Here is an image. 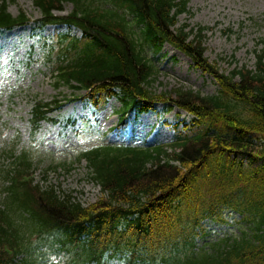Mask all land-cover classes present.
Returning <instances> with one entry per match:
<instances>
[{
    "label": "trees",
    "instance_id": "1",
    "mask_svg": "<svg viewBox=\"0 0 264 264\" xmlns=\"http://www.w3.org/2000/svg\"><path fill=\"white\" fill-rule=\"evenodd\" d=\"M0 0V34L28 22L13 17ZM189 0H33L40 28L75 27L81 36L43 39L42 51L56 85L85 93L94 112L115 99L123 118L157 104L193 119L178 122L168 145H110L83 150L90 179L101 197L83 206L70 195L43 189L29 176L26 153L6 172L7 204L0 210V264H47L53 252L64 264H264V41L254 69L223 71L205 57L210 29L179 25ZM65 4L71 11L57 16ZM70 30V29H69ZM69 32V31H68ZM191 59L211 77L217 94L183 87L156 93L158 71L145 54L164 44ZM222 61V60H221ZM51 112L36 102L31 126ZM83 124L81 132L90 131ZM14 146L10 150L13 155ZM26 177L28 179H22ZM231 210L250 235L223 241L208 253L195 240L211 219L225 223Z\"/></svg>",
    "mask_w": 264,
    "mask_h": 264
},
{
    "label": "rangeland",
    "instance_id": "2",
    "mask_svg": "<svg viewBox=\"0 0 264 264\" xmlns=\"http://www.w3.org/2000/svg\"><path fill=\"white\" fill-rule=\"evenodd\" d=\"M71 5L63 6L64 15L71 11ZM8 11L16 16L24 12L31 21L40 18L33 0H14L9 2ZM190 28H208L204 47L205 57L210 62L219 61L223 71H231L235 65L253 70L254 52L261 49L264 41V0H189L188 13L179 17V25ZM59 33H66L61 28ZM55 31L47 27L37 39L32 28H20L0 35V208L6 194L1 171L9 167L8 150L15 143V151H27L33 160L31 170L35 183L53 186L56 193L70 195L83 206L95 203L101 196L99 187L88 178L85 163H76L81 149L102 143L136 145L168 144L174 136V126L178 121L187 123L191 117L174 109L165 112L162 105L147 114L135 117L130 115L125 122L126 129L116 130L121 122L116 115L119 104L111 100L104 112L94 118L88 114L81 94L68 87L57 88L41 51V39H52ZM76 37L79 32H74ZM158 71L153 89L156 93L177 87L190 89L202 96L217 94V87L211 77L196 69L186 56L165 44L154 54L145 48ZM222 60V61H221ZM37 98L43 102H53L62 108L42 122L32 133L29 119L32 101ZM149 119V120H148ZM83 121H89L97 128L98 139L80 144L70 123L76 128ZM16 152V153H18ZM64 164L66 167L55 165ZM227 223L214 220L204 223V233L196 239V252H211L212 248L223 245L226 239L240 237L245 230L249 235L252 224H239V217L230 210L222 212ZM47 264H64L51 253L47 254ZM109 264H116L111 262Z\"/></svg>",
    "mask_w": 264,
    "mask_h": 264
},
{
    "label": "bare ground",
    "instance_id": "3",
    "mask_svg": "<svg viewBox=\"0 0 264 264\" xmlns=\"http://www.w3.org/2000/svg\"><path fill=\"white\" fill-rule=\"evenodd\" d=\"M188 59V58H187ZM189 60V59H188ZM149 120V119H148Z\"/></svg>",
    "mask_w": 264,
    "mask_h": 264
}]
</instances>
